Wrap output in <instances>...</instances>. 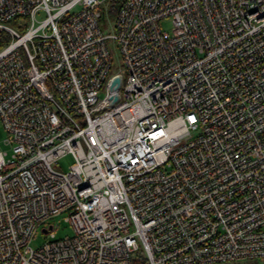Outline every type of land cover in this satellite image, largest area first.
I'll return each mask as SVG.
<instances>
[{"label": "built area", "instance_id": "obj_1", "mask_svg": "<svg viewBox=\"0 0 264 264\" xmlns=\"http://www.w3.org/2000/svg\"><path fill=\"white\" fill-rule=\"evenodd\" d=\"M104 2L0 0V264L264 258V0H123L114 71Z\"/></svg>", "mask_w": 264, "mask_h": 264}, {"label": "rangeland", "instance_id": "obj_2", "mask_svg": "<svg viewBox=\"0 0 264 264\" xmlns=\"http://www.w3.org/2000/svg\"><path fill=\"white\" fill-rule=\"evenodd\" d=\"M112 4V0H105L103 4V17L101 18V27L107 36V44L111 52L112 61L114 63L112 67V71L116 69L122 63L123 57L120 52L119 43L114 38L113 34L117 31L116 26V18L117 11H110ZM80 9V7L76 8V10ZM39 18L44 17V13L38 14ZM13 24V23H11ZM161 24L165 30L170 31L172 29V20L170 17L164 18L161 20ZM7 132L0 122V147L4 151L11 152L12 145L6 142ZM73 163V157L68 154L59 159V161L55 164L56 167L60 170H68L70 165ZM66 213L58 214L49 220L46 221V224H54L53 231L55 232L58 238L64 237L67 235H73L75 233L74 227L70 222L65 220ZM50 238L49 234L44 232L43 225L39 226L32 239L30 240V244L33 247H39L43 243H45ZM213 264H246V260H240L236 262H223V263H213Z\"/></svg>", "mask_w": 264, "mask_h": 264}, {"label": "trees", "instance_id": "obj_3", "mask_svg": "<svg viewBox=\"0 0 264 264\" xmlns=\"http://www.w3.org/2000/svg\"><path fill=\"white\" fill-rule=\"evenodd\" d=\"M123 0H112L110 11L114 12L117 11L119 6L121 5ZM103 17V16H102ZM16 20L13 19L11 23H15ZM132 261L134 264H150L149 259L145 251L140 248L136 250L132 255ZM246 264H264V258L253 259V260H246Z\"/></svg>", "mask_w": 264, "mask_h": 264}, {"label": "water", "instance_id": "obj_4", "mask_svg": "<svg viewBox=\"0 0 264 264\" xmlns=\"http://www.w3.org/2000/svg\"><path fill=\"white\" fill-rule=\"evenodd\" d=\"M44 231L46 232V231H47V229H44Z\"/></svg>", "mask_w": 264, "mask_h": 264}]
</instances>
